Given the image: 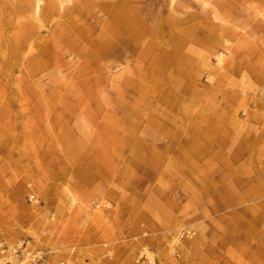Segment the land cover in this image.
I'll return each instance as SVG.
<instances>
[{"label": "rangeland", "instance_id": "1", "mask_svg": "<svg viewBox=\"0 0 264 264\" xmlns=\"http://www.w3.org/2000/svg\"><path fill=\"white\" fill-rule=\"evenodd\" d=\"M34 1L0 0V254L264 264V0Z\"/></svg>", "mask_w": 264, "mask_h": 264}, {"label": "built area", "instance_id": "2", "mask_svg": "<svg viewBox=\"0 0 264 264\" xmlns=\"http://www.w3.org/2000/svg\"><path fill=\"white\" fill-rule=\"evenodd\" d=\"M3 248L1 253L4 258L1 264H48L52 255V251L34 247L31 240H22L11 247ZM12 258L15 260L12 261ZM59 264L65 263L60 261Z\"/></svg>", "mask_w": 264, "mask_h": 264}, {"label": "bare ground", "instance_id": "3", "mask_svg": "<svg viewBox=\"0 0 264 264\" xmlns=\"http://www.w3.org/2000/svg\"><path fill=\"white\" fill-rule=\"evenodd\" d=\"M64 1H68V2H69L70 0H62V3H63ZM203 2H204L205 4H207L209 1H208V0H203ZM42 3H43V0H35V1H34L33 9H34V13H35V14H40ZM213 13H214V12H213ZM213 15H214V16H213L214 21L222 22V19L219 18V16L217 15V13H214ZM261 18L264 19V14L261 15ZM219 28H220V30H222V23H220ZM136 36H137V35L135 34V37H136ZM26 47H27V46H26ZM26 47H25V48H26ZM107 47L109 48L110 45L107 44L106 46H103L102 49H107ZM22 49H24V48L22 47L21 50H22ZM29 49H30V51H31V45H30ZM228 49H229V48H228ZM228 51H229V57H228V58H226V56H225V55H222V54H220V55L217 56V63H218V65H219V67H218L219 70L223 68V63H224L225 61H227V64H230V65H231V64L236 60V59H235L236 52L233 51V50H228ZM98 53L100 54V51H99V50H98ZM37 55H38V54H32L31 52H29V57H28V59L25 60V62L27 63V62L30 61L31 59L35 58ZM36 58H37V57H36ZM22 61H23V58H22ZM22 72H24V71H22ZM29 73H30V72L28 71V74H29ZM207 146H210V145H207ZM210 147H212V146H210ZM45 195H46V197L48 198V202H49L50 204L53 203V200L50 199V198H51V194L47 192ZM68 195H70L69 198H71V196H73L72 193H71L69 190H68ZM31 198H32V199H35V196H34V195L31 196ZM70 201L73 202L74 199L71 198ZM182 235H183V234H181L180 239L183 238ZM180 239L178 238L177 241H175V243H176V242H177V243H181L182 240H180ZM0 255H1V258H0V264H1V261H2L3 258H4V255H3V254H0ZM144 256H145V258H146V260L148 261L149 264H153V263H154L155 260H154V256H153L152 254H149V253L146 252V254H145ZM51 257L53 258V256H51ZM11 260L14 261L15 259L12 258ZM11 260H10V261H11ZM52 261H53V260L50 259L49 262H48V264H52ZM64 263H65V264H68L66 261H64ZM53 264H55V263H53Z\"/></svg>", "mask_w": 264, "mask_h": 264}]
</instances>
